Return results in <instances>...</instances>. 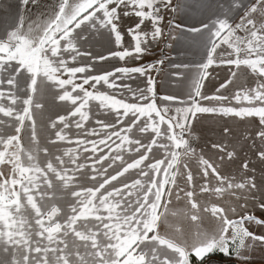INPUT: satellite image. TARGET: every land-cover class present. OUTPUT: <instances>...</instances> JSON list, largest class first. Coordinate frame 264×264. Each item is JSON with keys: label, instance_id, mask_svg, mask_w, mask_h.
<instances>
[{"label": "snow or ice", "instance_id": "6c2138e0", "mask_svg": "<svg viewBox=\"0 0 264 264\" xmlns=\"http://www.w3.org/2000/svg\"><path fill=\"white\" fill-rule=\"evenodd\" d=\"M5 7L0 264H251L264 248L251 230L264 228V0ZM161 43L199 55L171 64L191 73H173L183 94L158 92L168 58L146 57ZM204 117L246 127L237 139L225 122L201 146Z\"/></svg>", "mask_w": 264, "mask_h": 264}, {"label": "crops", "instance_id": "0c3cea01", "mask_svg": "<svg viewBox=\"0 0 264 264\" xmlns=\"http://www.w3.org/2000/svg\"><path fill=\"white\" fill-rule=\"evenodd\" d=\"M6 3L7 0H0V26H3L4 24L12 21L11 13L6 10ZM161 57H167L168 59L165 60L163 70L159 73V76L157 77L158 81L162 82L158 83V92L162 89L163 93L183 94L187 90L188 80L182 79L179 76H175L173 75V73L181 72L184 73L185 77L190 76L191 73L184 69H175L171 67V64L195 63L199 59V55L195 47L190 46L187 43L179 45L174 43L172 48L166 49L164 48L163 43H161L158 47H153L152 55L146 57V59L148 61H152ZM225 122H227L233 127L235 132V138L237 139L240 137L241 133L244 132L246 127L245 125L237 121H223L215 120L210 117H204L199 121L198 124L199 133L201 135V140L199 142L200 145L203 146L211 141L220 139V126ZM256 214L258 216L261 215L260 212H257ZM251 230L257 233L264 232V228L259 227H251ZM252 256L253 260L251 261V264H264V248L257 247L253 251ZM234 261L237 262L236 260Z\"/></svg>", "mask_w": 264, "mask_h": 264}, {"label": "trees", "instance_id": "16d2710c", "mask_svg": "<svg viewBox=\"0 0 264 264\" xmlns=\"http://www.w3.org/2000/svg\"><path fill=\"white\" fill-rule=\"evenodd\" d=\"M211 260L217 261V262H219V264H238L234 260H229V259L223 257L222 255L213 256V257H211Z\"/></svg>", "mask_w": 264, "mask_h": 264}]
</instances>
